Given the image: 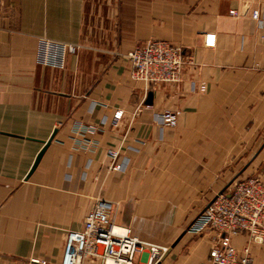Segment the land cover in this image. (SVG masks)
<instances>
[{"label":"crops","instance_id":"obj_1","mask_svg":"<svg viewBox=\"0 0 264 264\" xmlns=\"http://www.w3.org/2000/svg\"><path fill=\"white\" fill-rule=\"evenodd\" d=\"M263 21L264 0H3L0 264H61L98 199L122 232L167 248L159 264H213V233L177 240L234 176L264 169ZM152 40L189 60L180 84L132 79L126 54ZM46 45L75 52L57 65ZM164 112L174 126L153 123ZM132 148L111 173L108 152ZM232 243L264 264V245Z\"/></svg>","mask_w":264,"mask_h":264},{"label":"built area","instance_id":"obj_2","mask_svg":"<svg viewBox=\"0 0 264 264\" xmlns=\"http://www.w3.org/2000/svg\"><path fill=\"white\" fill-rule=\"evenodd\" d=\"M66 50L74 53L75 46L54 45L49 49L46 45L44 58L60 65ZM125 58L132 79L142 81L147 89L154 85L180 84L189 62L181 48L164 40L138 44ZM153 123L162 129L172 127L176 124V115L157 114ZM138 153L134 148L127 149L125 155L119 150H110L109 171L125 174L132 157ZM114 213L112 202L98 199L87 214L83 229L67 234L61 264H159L167 248L140 240L128 229L126 233L116 232ZM210 232L217 243L212 254L213 264H253L249 246L239 250L232 239L241 235L250 244L264 245V169L257 176L235 181L218 194L187 228V233L193 236Z\"/></svg>","mask_w":264,"mask_h":264},{"label":"water","instance_id":"obj_3","mask_svg":"<svg viewBox=\"0 0 264 264\" xmlns=\"http://www.w3.org/2000/svg\"><path fill=\"white\" fill-rule=\"evenodd\" d=\"M153 97H154V94L152 92H150L147 96V100H146V105H152L153 104ZM56 135V132L52 135V137L47 141V142H44V147L42 148V150L40 151V153L38 154L34 164H33V167L27 177V179H29V177L34 173V171L37 169L42 157L44 156L45 152L47 151V149L49 148V146L51 145L52 141L54 140V137ZM239 176H236V178L231 181V183L227 186V188L238 178ZM225 190H223L221 193H223ZM214 201V199L208 204V206ZM187 233V231H185L181 236L180 238L177 240V242ZM176 242V243H177ZM175 243V244H176ZM174 244V245H175Z\"/></svg>","mask_w":264,"mask_h":264},{"label":"rangeland","instance_id":"obj_4","mask_svg":"<svg viewBox=\"0 0 264 264\" xmlns=\"http://www.w3.org/2000/svg\"><path fill=\"white\" fill-rule=\"evenodd\" d=\"M262 150V149H261ZM261 150H259L260 152H261ZM255 151V148H253V149H251V150H249V154H248V157H249V159H251V155H252V153ZM258 151V150H257ZM243 164L244 163H240L239 165H233L232 167H233V170H232V172H233V174H236L237 173V171L241 168V167H243ZM262 172V171H261ZM261 172H259L258 174H260ZM258 174H255L254 176H257ZM236 177L234 176V179H235ZM251 178V177H250ZM242 179H245L243 176H241V177H238L235 181H237V180H242ZM247 179V178H246ZM235 181L232 183V184H234L235 183ZM231 183V181L229 182V184ZM228 184V185H229ZM231 184V185H232ZM164 185V184H163ZM169 185H170V182H169ZM227 185V186H228ZM116 226H118V225H116ZM118 227H121V226H118ZM122 228H124V227H122ZM126 229H128V228H126ZM129 230V229H128ZM187 231V230H186Z\"/></svg>","mask_w":264,"mask_h":264},{"label":"bare ground","instance_id":"obj_5","mask_svg":"<svg viewBox=\"0 0 264 264\" xmlns=\"http://www.w3.org/2000/svg\"><path fill=\"white\" fill-rule=\"evenodd\" d=\"M116 232H119V233H126V232H122V230L120 228H116Z\"/></svg>","mask_w":264,"mask_h":264}]
</instances>
